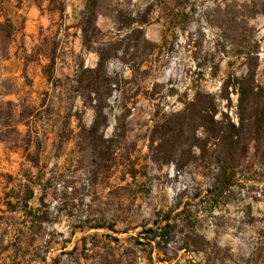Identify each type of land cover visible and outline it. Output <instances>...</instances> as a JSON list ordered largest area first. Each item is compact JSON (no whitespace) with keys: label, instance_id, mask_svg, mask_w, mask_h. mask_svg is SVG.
<instances>
[{"label":"rangeland","instance_id":"1","mask_svg":"<svg viewBox=\"0 0 264 264\" xmlns=\"http://www.w3.org/2000/svg\"><path fill=\"white\" fill-rule=\"evenodd\" d=\"M89 3L0 0V264H264V132L227 165L213 145L182 169L151 142L199 94L248 118L240 84L223 87L251 57L264 104V0H97L94 21ZM102 53L116 150L96 159L107 87L86 70Z\"/></svg>","mask_w":264,"mask_h":264},{"label":"trees","instance_id":"2","mask_svg":"<svg viewBox=\"0 0 264 264\" xmlns=\"http://www.w3.org/2000/svg\"><path fill=\"white\" fill-rule=\"evenodd\" d=\"M96 6L97 0H90L86 18L91 21L96 19ZM248 61L247 74L239 81L235 77H230L223 87L225 96H228V89L233 81L240 84V106H244L245 109L249 106L252 110L248 118L242 116L239 123H235L228 113L219 110L216 96L199 94L180 114L166 118L152 130L151 142L157 143L152 157L155 162H174L178 169H182L188 161L196 157L197 149L201 151L202 156L207 154L211 156L209 151L213 145L215 146L212 153L213 158L217 162L224 161L226 165L229 160L234 161L238 153L245 154L246 136L256 130L264 132V104H259L256 100L258 93L255 92L256 87L258 88L256 72L260 63L258 57L248 58ZM87 72L101 73L97 80L107 87V93L97 99V118L89 131L93 138L89 142L91 154L96 159H103L107 155H113L116 150L115 137L105 138L102 128L106 121V115L102 108L105 104V96L111 93L112 82V79L106 74V57L103 53L100 55L97 67L94 70L87 69ZM233 87L236 85L234 84ZM9 104L7 103V105ZM218 113H220L219 118H217ZM9 114L11 115L10 111ZM26 125L29 126L28 123ZM200 130H202L201 137L198 136ZM180 148H184L185 152L182 157L177 154ZM221 168L225 169V165H222ZM97 226L101 228L104 225ZM113 227L114 225L111 226V228ZM149 232H153V230L150 229ZM169 234V231L165 230L163 237L166 239ZM115 240L118 241V239Z\"/></svg>","mask_w":264,"mask_h":264}]
</instances>
